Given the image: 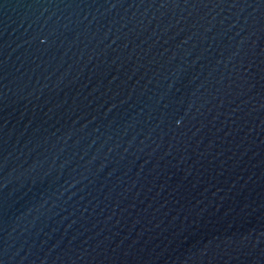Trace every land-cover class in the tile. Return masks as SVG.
Returning <instances> with one entry per match:
<instances>
[{
	"label": "water",
	"instance_id": "water-1",
	"mask_svg": "<svg viewBox=\"0 0 264 264\" xmlns=\"http://www.w3.org/2000/svg\"><path fill=\"white\" fill-rule=\"evenodd\" d=\"M0 264H264V0H0Z\"/></svg>",
	"mask_w": 264,
	"mask_h": 264
}]
</instances>
